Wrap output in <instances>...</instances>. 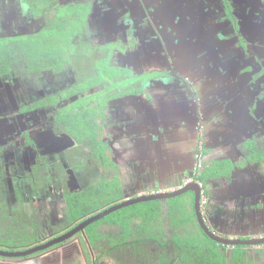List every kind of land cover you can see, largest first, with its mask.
Masks as SVG:
<instances>
[{"label":"flooded vegetation","instance_id":"obj_1","mask_svg":"<svg viewBox=\"0 0 264 264\" xmlns=\"http://www.w3.org/2000/svg\"><path fill=\"white\" fill-rule=\"evenodd\" d=\"M37 39L51 46L30 57L29 42ZM0 51V240L12 242L9 250L45 244L96 213L74 223L67 205L68 197L94 189L98 194L105 178L118 176L115 139L104 138L105 128L113 132L123 119L119 137L124 134L131 142L125 149L138 157V152L152 153L145 111L130 114L119 106L123 98L140 99L153 83L170 92L178 89L198 117L194 173L227 160L207 151L214 146L211 140L222 147L235 143V153L223 157L246 158L253 142L264 150V0H0ZM105 91L126 95L108 100L111 114L106 109L105 118H95L102 126L99 140L107 146L102 152L101 145L96 156L95 148L70 129L78 113L100 110ZM215 123L219 140L207 141ZM256 201L264 205V195ZM27 232L38 236L21 245L18 237ZM86 232L78 234L88 240ZM78 234L10 259L37 261L51 254L55 259L57 251L70 252ZM8 259L0 256L3 264Z\"/></svg>","mask_w":264,"mask_h":264},{"label":"crops","instance_id":"obj_2","mask_svg":"<svg viewBox=\"0 0 264 264\" xmlns=\"http://www.w3.org/2000/svg\"><path fill=\"white\" fill-rule=\"evenodd\" d=\"M164 88L165 86L158 82L153 83V87L148 88L146 94L141 96L140 99L137 97L134 98V96L126 97L125 99L123 98L119 106L120 109H126V112L130 114H133L136 109L145 111L144 113L147 116L149 124L148 127L152 128V134L148 133V138L150 137L148 144L151 145V149L153 145L152 153H147L143 156L138 152L140 158L134 156L129 150L125 149V147L131 145V142L126 139V135L121 134V136L123 135L126 137H119V134H116L113 137L108 134V130L105 128L107 133L106 136L115 139L113 144L115 147V161L119 167L117 172V175H119L118 177L121 179L119 172L126 167L127 169L125 171L129 170L128 173L129 177L131 176V180L136 178L133 183L129 182V189L126 187V183L128 182L121 179L124 190L129 195L132 193L140 195L150 188H159L163 191L176 190V188H178V182L188 177L192 169V150L196 141V127L194 122L198 117L190 110L184 99L185 97L182 96V93L178 89H174L170 92V90ZM123 121L124 120L121 119L119 122L120 124L118 123L115 127L118 132L125 130V127L122 126ZM210 127L207 133V141H209L212 136L215 137L214 140H219L216 137V130L219 129L218 124H210ZM116 130L114 129V132H116ZM144 136L145 134H143V137ZM211 141L214 146L211 148L208 147L207 151H209V153L218 154L219 156L215 155L218 160L227 159L229 161L231 160L230 162L233 161V172L228 176L217 177L207 181L210 202L206 208L205 219L208 225L213 230H217L219 234L229 238L242 237L247 239L249 236L264 235V205L256 201V196H261V194L264 195L262 191L264 186V164L260 165L249 162L242 165L245 157L220 156L227 151L234 150V147L237 146L235 143L226 142L222 147L220 146L221 142ZM139 142L140 141L137 143L139 144ZM124 176H126V174ZM249 189L256 191L257 194L254 200H252V203L247 202V205L243 207L242 202L239 204L238 197L242 194L247 195L250 192ZM242 196L244 197V195ZM256 212L260 217L259 219L256 218ZM82 238L84 239V243L82 244L85 248L82 247L79 237H77L69 245L68 249H70V252L67 251L69 253H65V250H63L65 254H71L67 256L69 261H64V264H89V259H87L88 255L94 259L93 264H95L100 255L103 258L107 254L116 252L115 250L112 251V249L102 251L101 247H99L101 245H99L97 241L92 245L83 234ZM137 238L133 236L131 242L137 240ZM161 241L164 243L165 239H161ZM77 242L80 243L81 247H76V244L78 245ZM149 242H146L145 245H139V243H135L134 246L132 245L129 253L133 256V260H136V254L145 252V256L139 255L140 264H144V261H146V264L150 262L151 264H175L172 260L168 259L169 257L171 258V255L170 253L168 254L166 250H170V247H166L155 241L157 246L161 248L157 249L156 254L150 252V249H148L147 245L151 244ZM257 247L259 246H255V248ZM225 248L230 258L233 253V248L235 247L229 246ZM246 249L248 255L252 256V259L255 258L253 254H256V250L248 246ZM99 250H101V252H99ZM151 254H155V257L151 258ZM176 255L177 252L174 257H176ZM142 257H145V259ZM71 259L74 260L71 261ZM40 260L41 259H39V261ZM257 260L258 259H255L254 262L260 263V260ZM37 261L35 258L28 259L26 260V264H36ZM5 263L7 264L9 262L5 261L4 264ZM46 263L59 264L57 260L55 262ZM0 264L3 263L0 261ZM133 264H135V262Z\"/></svg>","mask_w":264,"mask_h":264},{"label":"trees","instance_id":"obj_3","mask_svg":"<svg viewBox=\"0 0 264 264\" xmlns=\"http://www.w3.org/2000/svg\"><path fill=\"white\" fill-rule=\"evenodd\" d=\"M78 26L74 23V33L77 31ZM51 41H56L54 37L49 38ZM48 39V40H49ZM44 39L33 40L28 45V55L31 57L35 54L45 53L46 50H49L51 46L50 41L46 42L45 45L41 44ZM47 40V39H46ZM63 40L66 41L65 38ZM44 46V47H43ZM54 48V47H53ZM52 48V49H53ZM2 55V51H0ZM1 60V56H0ZM122 72V69H120ZM122 82L121 84H124ZM128 83V82H127ZM120 84V83H118ZM108 90V89H107ZM133 94L138 93L141 90H131ZM111 91H105V94L101 98L100 110L98 108H92L93 110L86 113H78L75 118L76 127L71 128L70 131H73L80 141H86L90 146L95 148V155L99 156L101 153L102 141L99 140L100 129L95 118H105V111L108 107L107 102L113 97H123L126 94L124 92H118L117 94L110 93ZM87 111V110H86ZM103 150L107 146L102 145ZM206 151V150H205ZM249 153L245 160L242 162V165H245L249 162L259 163L264 159V150L260 149L256 142L249 144ZM101 157L105 159V163L108 166V156L106 153H102ZM225 162L219 163L214 162L213 164L206 165L200 174L195 176L197 181L203 183L204 194L208 197V202L203 208V215L206 217V208L209 205V193L207 189V181L222 177L228 176L233 172V169L230 167L232 164L228 160ZM227 165L225 166V163ZM194 174L193 169L188 174L191 177ZM183 184V180L178 182V188ZM108 185L113 186L114 189H118L116 196H109L108 193L102 199V194L107 191L109 188ZM159 189V188H150ZM97 190V189H96ZM94 189L93 193L88 194H75L68 197V212L69 219L74 223H77L80 219L87 217L92 212L96 210L100 211L101 209L107 208L113 203L124 200L128 197H134L138 194H127L124 190V185L121 179L116 176L114 179L105 178L103 184L100 186V191L96 194ZM161 190V189H159ZM128 195V196H127ZM121 198V199H120ZM135 208L142 206V209H137L135 213L131 212L126 217L136 218L141 217L143 222L138 223L137 226L140 227L142 233L141 236L132 244L140 243L142 241H156L163 245L173 244L177 247L178 253L176 258H178L180 264H264L263 262L255 263L252 259V256L248 255L246 246H236L233 248V253L231 257L226 253V248L223 244H218L216 241L212 240L200 227L197 219V214L195 210V193L190 191L178 197L169 198V199H160L154 201H147L134 204ZM114 221V220H113ZM168 221V226L172 232L169 230L165 222ZM115 222V221H114ZM89 242L93 245L96 240H93L94 233L90 231L86 232ZM165 239L163 243L161 239ZM132 241V242H133ZM127 244V243H126ZM232 247V246H231Z\"/></svg>","mask_w":264,"mask_h":264},{"label":"rangeland","instance_id":"obj_4","mask_svg":"<svg viewBox=\"0 0 264 264\" xmlns=\"http://www.w3.org/2000/svg\"><path fill=\"white\" fill-rule=\"evenodd\" d=\"M156 76H157V73H151V77H156ZM111 110H112L111 108H108L106 114L107 115L111 114ZM125 111H126V109H125ZM115 130H116V128H115ZM108 134L114 137L116 134H120V132H118L117 130H116V132L109 131ZM106 135H107V133H106V131H104V133H103L104 138H106ZM121 137H126V136L122 135ZM126 169H127L126 167L123 168L122 170H120L119 173H120L121 179L122 180L124 179L123 181L128 182V183H126V187H128V189H129L130 188L129 182L133 183L136 180V178L131 180V176L129 177V173H128L129 170L125 171ZM117 172H118V170H117ZM117 172H116V174H117ZM107 173H110L109 170H107ZM125 174H126V176H124ZM106 176L111 177V176H109V174H107ZM108 186H109V188L107 189V191H105L101 196L103 200H104V197L107 198L111 195H113V196L117 195L118 189L116 188L113 190V186H111V185H108ZM107 193L109 196L108 195L105 196V194H107ZM243 201L247 202V200H245V197H243ZM67 206H66V208H67ZM66 208L64 207V209H63L64 212H66ZM137 209H142V206H138L137 208H135V206L131 205V206L122 208V209H120L116 212H113L110 215L102 218L101 220L89 225L88 227H86L87 231L94 233L93 239L96 240L99 243V245H101V246H99V245L98 246L101 247L102 251H108L111 249H112V251L113 250L116 251V252H113L112 254H107L103 258L100 255L97 258V262L95 264H133L134 262H135V264H140L141 261H140L139 255L145 256V252L136 254L137 255L136 260L132 259L133 256H131V253H129V252H130L132 245L133 246L135 245L132 243L136 242V241L131 242V240L133 239V236H135L136 238L141 236L142 231H141L140 227L137 226V224L141 223V221L143 222V220L141 219V217H136V218L126 217L127 214L129 215L131 212L135 213V211ZM67 214H69V212H67ZM165 224L167 225L168 221L165 222ZM167 227L172 232L170 225L169 226L167 225ZM2 236H3V233L0 230V237H2ZM37 236L38 235H36L32 232H30V233L27 232L26 234H24V235L21 234L18 237L19 238L18 242L21 245H24L28 242L35 240L34 238H36ZM78 237H79V241L81 242L82 247H84V245L82 244V243H84V239L82 238V234H78ZM5 238H8V237H5ZM18 238H16V239H18ZM162 239H163V237H162ZM11 243L12 242L9 240H6V241L0 240V249H6V250L13 249L11 247V246H13V244H11ZM149 243H151V244L147 245V246H148V249H150V252H154L157 254V249H161V248L157 246L155 241L149 242ZM141 244L145 245L146 242L145 243H139V245H141ZM81 245H80V243H78V245L76 244V247H81ZM66 246L67 245L62 246V248L66 247ZM256 246H259V247H257V248H255V246L252 247L254 250H256V254H253L255 257L253 259L254 260L258 259V260H260V262L264 263V253H262V251L264 252V247L262 245H256ZM166 247H170V250H166V252H168V254L170 253V255H171V258L170 257L169 258L167 257V258L172 260V262H174L175 264H180L178 258L174 257L176 252L178 253L177 247L173 244L166 245ZM120 249H123V250L120 252ZM101 250H99V252H101ZM54 256L55 255L51 254V255L47 256V258H45V257L40 258L41 260L40 261L38 260L37 263L36 262L35 263L36 264H45L47 261H50L52 259H53V262H55L57 260V262H59V264H64V261L65 262L69 261V258H67L68 255L63 254V253H59V251H57L55 259H54ZM75 257H76V255H75ZM150 257L151 258L155 257V254H151ZM142 258L145 259V257H142ZM87 259H89V262H88L89 264L94 263V259L90 255H88ZM73 260L74 259H71V261H73ZM8 261H9V263H7V264H12L13 262H16L15 264H26V261H19L18 259L11 260L9 258ZM130 261H131V263H130ZM144 264H146V261H144ZM149 264H151V262ZM248 264H251V262Z\"/></svg>","mask_w":264,"mask_h":264},{"label":"water","instance_id":"obj_5","mask_svg":"<svg viewBox=\"0 0 264 264\" xmlns=\"http://www.w3.org/2000/svg\"><path fill=\"white\" fill-rule=\"evenodd\" d=\"M190 176V175H189ZM194 192L195 193V210L197 214L198 223L203 229V231L214 241H216L218 244H223L225 246H248V245H263L264 244V236H254L252 238L244 239L242 237L239 238H229L225 237L221 234H219L215 229L213 230L208 223L205 220V216L203 215L202 206H201V197H202V186L200 183L193 181L185 186L179 187L176 190L172 191H159L156 193H148V194H140L135 197H128L122 201H119L118 203L112 204L108 206L107 208H104L101 211H98L97 213H94L92 215H89L88 218L80 222L76 227H74L72 230L68 231L67 233L45 243V244H39L37 246L29 247L27 249H20V250H5L0 249V256L8 257V258H20V257H27L29 255H32L34 253H37L39 251H43L47 249L50 246H53L55 244H60L63 242L68 241L78 233H83L89 225L101 220L102 218L110 215L113 212H116L122 208L141 203V202H147V201H154V200H160V199H169L178 197L180 195H183L187 192ZM249 193L247 195L242 194L244 196L249 197H255L257 194L256 191H253L249 189ZM239 195V204L242 202L243 207H245L247 204L243 201V196Z\"/></svg>","mask_w":264,"mask_h":264},{"label":"built area","instance_id":"obj_6","mask_svg":"<svg viewBox=\"0 0 264 264\" xmlns=\"http://www.w3.org/2000/svg\"><path fill=\"white\" fill-rule=\"evenodd\" d=\"M198 157H200V155H199ZM199 169H200V168L197 167V168H196V172L194 173V176H193V177H188V178H186V179L183 181L182 186H185V185H187V184L193 182L194 179L196 180L195 176L198 174ZM196 181H197V180H196ZM182 186H181V187H182ZM201 186H202L201 206H202V208H204L205 205H206L207 202H208V197L204 194V188H203V185H202V184H201ZM176 189H177V188H176ZM159 191H163V190H159ZM159 191H157V192H159Z\"/></svg>","mask_w":264,"mask_h":264},{"label":"clouds","instance_id":"obj_7","mask_svg":"<svg viewBox=\"0 0 264 264\" xmlns=\"http://www.w3.org/2000/svg\"><path fill=\"white\" fill-rule=\"evenodd\" d=\"M188 177H189V176H188ZM188 177H187V178H188ZM191 177H193V175H192ZM185 179H186V178H185ZM185 179H184V180H185Z\"/></svg>","mask_w":264,"mask_h":264}]
</instances>
